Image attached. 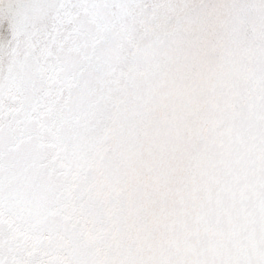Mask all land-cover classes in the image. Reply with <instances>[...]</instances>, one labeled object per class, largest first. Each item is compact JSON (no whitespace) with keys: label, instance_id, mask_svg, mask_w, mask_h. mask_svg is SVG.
Listing matches in <instances>:
<instances>
[{"label":"snow or ice","instance_id":"1","mask_svg":"<svg viewBox=\"0 0 264 264\" xmlns=\"http://www.w3.org/2000/svg\"><path fill=\"white\" fill-rule=\"evenodd\" d=\"M0 264H264V0H0Z\"/></svg>","mask_w":264,"mask_h":264}]
</instances>
